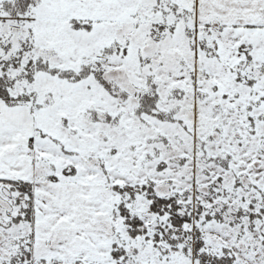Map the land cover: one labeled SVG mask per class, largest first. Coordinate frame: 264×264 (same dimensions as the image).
<instances>
[{"label": "snow or ice", "instance_id": "6c2138e0", "mask_svg": "<svg viewBox=\"0 0 264 264\" xmlns=\"http://www.w3.org/2000/svg\"><path fill=\"white\" fill-rule=\"evenodd\" d=\"M0 264H264V0H0Z\"/></svg>", "mask_w": 264, "mask_h": 264}]
</instances>
